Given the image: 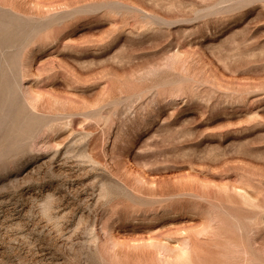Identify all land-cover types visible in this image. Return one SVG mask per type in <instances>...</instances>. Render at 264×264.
<instances>
[{"label":"rangeland","instance_id":"obj_1","mask_svg":"<svg viewBox=\"0 0 264 264\" xmlns=\"http://www.w3.org/2000/svg\"><path fill=\"white\" fill-rule=\"evenodd\" d=\"M0 264H264V0H0Z\"/></svg>","mask_w":264,"mask_h":264}]
</instances>
